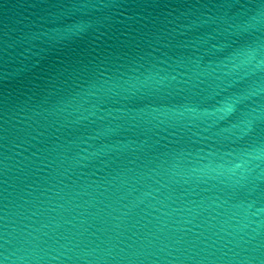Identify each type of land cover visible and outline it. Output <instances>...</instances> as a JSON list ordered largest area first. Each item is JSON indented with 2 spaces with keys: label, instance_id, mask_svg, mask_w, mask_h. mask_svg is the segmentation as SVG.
Listing matches in <instances>:
<instances>
[{
  "label": "water",
  "instance_id": "obj_1",
  "mask_svg": "<svg viewBox=\"0 0 264 264\" xmlns=\"http://www.w3.org/2000/svg\"><path fill=\"white\" fill-rule=\"evenodd\" d=\"M0 264H264V200L128 226L0 236Z\"/></svg>",
  "mask_w": 264,
  "mask_h": 264
}]
</instances>
